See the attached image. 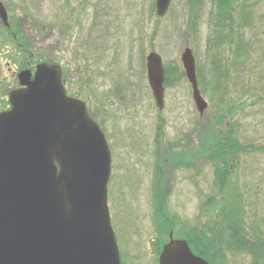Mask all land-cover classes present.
I'll return each instance as SVG.
<instances>
[{"label": "rangeland", "instance_id": "374dc122", "mask_svg": "<svg viewBox=\"0 0 264 264\" xmlns=\"http://www.w3.org/2000/svg\"><path fill=\"white\" fill-rule=\"evenodd\" d=\"M0 2L10 24L0 22V108L39 50L61 65L66 93L84 100L108 142L121 264H158L170 234L208 264H264V0H234L233 25L231 0H171L161 18L156 0ZM150 53L164 67L162 110Z\"/></svg>", "mask_w": 264, "mask_h": 264}, {"label": "water", "instance_id": "95a60500", "mask_svg": "<svg viewBox=\"0 0 264 264\" xmlns=\"http://www.w3.org/2000/svg\"><path fill=\"white\" fill-rule=\"evenodd\" d=\"M171 0H156L163 17ZM0 18L7 14L0 4ZM197 112L207 108L198 90L190 49L180 56ZM155 105L164 106V68L146 58ZM9 93L0 112V264H120L107 206L111 158L107 142L85 104L67 97L61 69L37 65ZM159 264H208L183 240L163 246Z\"/></svg>", "mask_w": 264, "mask_h": 264}, {"label": "trees", "instance_id": "16d2710c", "mask_svg": "<svg viewBox=\"0 0 264 264\" xmlns=\"http://www.w3.org/2000/svg\"><path fill=\"white\" fill-rule=\"evenodd\" d=\"M230 2V1H229ZM234 0H231V25H233L234 24V21H235V9H234ZM219 9V8H218ZM220 10V9H219ZM228 12H230V10H228ZM242 18V25H244L245 23H247L248 22V25L247 26H249L250 25V22H251V18H249V17H246V19H244V17H241ZM235 59V58H234ZM236 61V60H235ZM221 144H223L222 146H226L225 144H227L226 143V141H225V143H221ZM222 149H226V148H222ZM231 153H234V146L233 145H231ZM220 191H221V189H220ZM203 244H205V243H203Z\"/></svg>", "mask_w": 264, "mask_h": 264}, {"label": "flooded vegetation", "instance_id": "af4514ba", "mask_svg": "<svg viewBox=\"0 0 264 264\" xmlns=\"http://www.w3.org/2000/svg\"><path fill=\"white\" fill-rule=\"evenodd\" d=\"M40 54V55H39ZM42 53H40V50L38 51V55H39V59L37 58L38 56H36V58H37V60H36V62H35V65L38 63V62H40V61H43V59H42V55H41ZM34 56V55H33ZM35 65L33 66V65H30V63L28 62V67H26V69H24V70H28V71H31V72H33L34 71V69H35ZM23 71V70H22ZM17 79H18V76H17ZM19 83V80L17 81V83H16V81H15V84H14V86H12L8 91H7V93H6V98H5V100L7 101V97H8V93H9V91L11 90V89H13V88H16V87H18V84ZM9 108V104H8V101H7V105H6V107L5 108H0V111L1 110H6V109H8Z\"/></svg>", "mask_w": 264, "mask_h": 264}]
</instances>
